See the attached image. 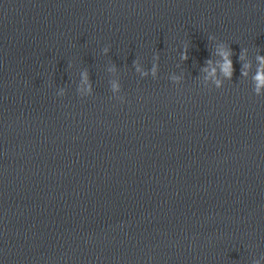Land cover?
<instances>
[{
	"label": "clouds",
	"instance_id": "9594fccd",
	"mask_svg": "<svg viewBox=\"0 0 264 264\" xmlns=\"http://www.w3.org/2000/svg\"><path fill=\"white\" fill-rule=\"evenodd\" d=\"M214 38L213 36H209V39ZM107 51V49H105ZM243 51V50H242ZM217 54L222 58L221 63V71L224 74V76L228 79H232L233 73H234V67H233V61L231 59L232 56V50L231 47L225 46L223 43L220 45V48L217 52ZM181 59L187 60L188 59V51L187 48H184V51L181 53ZM239 59H243V55L239 57ZM258 66L256 69V73L253 77L254 83H255V91L258 94L260 91V88L264 86V56H257ZM211 63V58L207 59L205 61V66ZM242 67H250V65H244ZM215 72V69H213V73ZM241 75H247L246 72L243 70L240 71ZM217 87H220V82L217 81Z\"/></svg>",
	"mask_w": 264,
	"mask_h": 264
}]
</instances>
